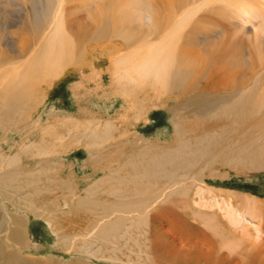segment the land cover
I'll return each mask as SVG.
<instances>
[{"label":"bare ground","instance_id":"obj_1","mask_svg":"<svg viewBox=\"0 0 264 264\" xmlns=\"http://www.w3.org/2000/svg\"><path fill=\"white\" fill-rule=\"evenodd\" d=\"M10 1L3 5L15 7ZM24 1L30 4L24 3L17 10V21L7 28L0 23V122L9 121L15 114L27 118V111L44 100L43 87L51 88L69 69H93L104 57L108 58L109 71L117 85L115 92L125 96L138 112L150 103L155 106L171 100L186 103L199 97L220 99L203 114L228 122L220 132L203 138L186 140L177 134L176 148L147 143L138 155L134 152L126 164L129 174L106 180L110 184L108 192L117 196V201L104 200L96 194L102 181L87 191L88 196L79 198L80 210L100 211L102 218L92 240L86 239L78 246L71 242V247L95 255L103 251V244L117 243L126 231V222L130 221V226L146 225V216L154 204L152 187L188 175L198 164L203 163L212 173L216 163L237 172L264 169V83L255 81L264 74V0H89L87 4L80 3L85 17L68 9L73 0ZM5 31L10 32L13 41L6 40ZM257 68L252 85L238 84L248 80ZM169 111L178 119L176 115L183 117L185 109ZM253 116L259 120L249 127L245 121ZM108 125L105 132L93 131L89 144L93 140V144L104 142L110 132ZM189 130L194 132L196 128L189 125ZM2 152L0 264H57L48 258L32 259L23 254L30 250L31 239L28 220L19 212L45 215L44 193L61 190L73 196L75 187L51 176L43 179L42 172L28 174L22 163L23 153L7 156ZM44 154L38 147L35 155ZM196 175L200 177L199 172ZM178 192L184 194L186 189L178 187L164 200ZM10 205L17 212H10ZM204 206V225L213 226L223 214L227 219H219V227L216 223L213 226L220 229L223 240H252L261 231L264 204L256 199L226 194L222 201L209 200ZM134 212L144 216H126ZM55 215L48 213L52 221ZM257 222L260 229L256 233L253 225ZM96 242L100 246L91 247ZM204 245L210 251L216 249L211 239H206ZM263 255L260 251L252 259L264 264ZM159 258L164 263L172 256L160 254Z\"/></svg>","mask_w":264,"mask_h":264},{"label":"rangeland","instance_id":"obj_2","mask_svg":"<svg viewBox=\"0 0 264 264\" xmlns=\"http://www.w3.org/2000/svg\"><path fill=\"white\" fill-rule=\"evenodd\" d=\"M5 1L9 0H0V23L7 28L18 20V11L23 4L30 3L11 0L15 7H6L3 5ZM88 1L73 0L68 3V9L78 12V17H85L83 4L80 3L87 4ZM4 34L5 37L8 36L7 41L14 40L9 31ZM97 56L98 53L95 54ZM109 64L108 58L104 57L93 65V69L80 72L67 70L51 88L43 87L44 100L33 110L27 111V118L21 119L19 114H15V117L11 116L13 120L10 118L4 123L0 122L2 154L14 156L31 147L29 152L22 154V163L28 174L42 172L43 179L51 176L50 179L55 178L58 182L75 187L73 196L61 190L44 193L45 215L19 212L28 220L31 239L30 250H24L23 254L32 259L48 258L47 260L57 264H252V258L257 253H264V221L261 231L259 222L253 225L254 232L257 233L258 230L260 233L252 240L247 238L249 242L247 239L242 242L239 239L223 240L219 234L220 229L217 231L213 226L214 223L217 226L221 223L219 219H223L224 214L221 216L223 218L215 219L210 227L204 225L202 212L207 210L205 202L210 200L217 203L226 194L256 199L264 204V169L237 172L220 163L214 164L213 173L201 163L191 169L188 175L153 186L155 197L146 216L148 223L130 226L128 221L124 227L122 223L121 227L126 230L124 234L116 244L102 243L104 248L101 253L84 254L78 251V247H71L72 243L78 246L86 239L92 240L100 228L102 218L100 211L90 213L80 210L79 198L88 196L87 191L102 181L103 185L96 194L104 200L117 201L118 197L111 196L108 192L110 184L106 180L129 174L130 168L126 166L129 156L136 153L138 155L140 148L147 143L159 148H176L179 144L177 134L188 140L203 138L220 132L228 123L225 119L221 121L208 117V113L203 114L209 107L218 104L220 99L199 97L179 103L175 100L167 101L165 96L162 99L167 104L158 103L154 106L150 103L146 109L138 112L125 96L115 92L117 85L109 71ZM257 73L258 68L253 75L248 76V80L238 84L249 87ZM258 79L254 80L264 83V74ZM172 108L185 109L183 117L176 115L177 119L172 116L169 111ZM258 120L259 117L253 116L245 123L251 127ZM107 124L108 130L110 129L107 139L97 144H93V140L89 144L92 132H105ZM189 125L196 130H189ZM38 147L46 154L36 156ZM198 172L200 177L196 175ZM43 181L48 185L46 179ZM178 187H183L186 192L174 193L168 201L164 200ZM9 209L12 213L17 212L14 206L10 205ZM48 213L56 214L54 223ZM138 215L144 216L139 212L126 214L129 218ZM105 220L103 218L102 221ZM206 239H211L216 244L215 251H210V247L204 245ZM253 242L255 244L250 246ZM96 246H100V242L91 247ZM160 254L171 255L172 258L162 263ZM261 261L264 262V255ZM254 262L258 263L256 260Z\"/></svg>","mask_w":264,"mask_h":264}]
</instances>
